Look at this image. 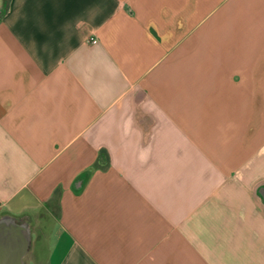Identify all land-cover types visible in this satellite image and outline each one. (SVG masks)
<instances>
[{
    "label": "crops",
    "instance_id": "crops-1",
    "mask_svg": "<svg viewBox=\"0 0 264 264\" xmlns=\"http://www.w3.org/2000/svg\"><path fill=\"white\" fill-rule=\"evenodd\" d=\"M3 9L0 221L28 227L19 264H264V0Z\"/></svg>",
    "mask_w": 264,
    "mask_h": 264
},
{
    "label": "water",
    "instance_id": "water-1",
    "mask_svg": "<svg viewBox=\"0 0 264 264\" xmlns=\"http://www.w3.org/2000/svg\"><path fill=\"white\" fill-rule=\"evenodd\" d=\"M9 222L13 223L14 226L18 227L23 236L22 247L20 250H12V246L15 244L14 239L11 235H2L1 231L9 225ZM27 225H18L10 217H5L0 221V264H17L21 261V255L27 249L29 241V231ZM19 253V254H18ZM18 254V255H17ZM17 256V257H16ZM16 257V262L13 259ZM19 264V263H18Z\"/></svg>",
    "mask_w": 264,
    "mask_h": 264
},
{
    "label": "trees",
    "instance_id": "trees-1",
    "mask_svg": "<svg viewBox=\"0 0 264 264\" xmlns=\"http://www.w3.org/2000/svg\"><path fill=\"white\" fill-rule=\"evenodd\" d=\"M5 12V10H0V17L3 15V13Z\"/></svg>",
    "mask_w": 264,
    "mask_h": 264
},
{
    "label": "built area",
    "instance_id": "built-area-1",
    "mask_svg": "<svg viewBox=\"0 0 264 264\" xmlns=\"http://www.w3.org/2000/svg\"><path fill=\"white\" fill-rule=\"evenodd\" d=\"M93 42H97V40L94 39Z\"/></svg>",
    "mask_w": 264,
    "mask_h": 264
}]
</instances>
